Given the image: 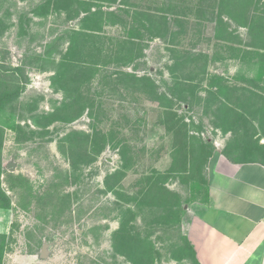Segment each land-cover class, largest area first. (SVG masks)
<instances>
[{
	"label": "rangeland",
	"instance_id": "1",
	"mask_svg": "<svg viewBox=\"0 0 264 264\" xmlns=\"http://www.w3.org/2000/svg\"><path fill=\"white\" fill-rule=\"evenodd\" d=\"M261 139L264 0H0V264L190 263L213 156Z\"/></svg>",
	"mask_w": 264,
	"mask_h": 264
},
{
	"label": "crops",
	"instance_id": "2",
	"mask_svg": "<svg viewBox=\"0 0 264 264\" xmlns=\"http://www.w3.org/2000/svg\"><path fill=\"white\" fill-rule=\"evenodd\" d=\"M257 150L213 156L204 196L181 219L194 254L186 264H264V157Z\"/></svg>",
	"mask_w": 264,
	"mask_h": 264
},
{
	"label": "trees",
	"instance_id": "3",
	"mask_svg": "<svg viewBox=\"0 0 264 264\" xmlns=\"http://www.w3.org/2000/svg\"><path fill=\"white\" fill-rule=\"evenodd\" d=\"M228 155V154H227ZM2 167H0V176H1V172H2V169H1ZM7 197H6V195H5V193H4V191L1 189V184H0V209L1 210H6V209H8L9 207H8V203L6 202V199ZM5 236H6V234H0V238L1 239H4L5 238ZM184 239V238H183ZM185 240V239H184ZM185 242L187 243V241L185 240ZM188 244V243H187ZM189 245V244H188ZM2 248V247H1ZM0 248V255L2 254V249ZM191 248V247H190ZM191 251H192V248H191ZM193 258H194V254H193V251H192V259H191V261H193ZM1 262V261H0ZM194 264H196V263H194Z\"/></svg>",
	"mask_w": 264,
	"mask_h": 264
},
{
	"label": "water",
	"instance_id": "4",
	"mask_svg": "<svg viewBox=\"0 0 264 264\" xmlns=\"http://www.w3.org/2000/svg\"><path fill=\"white\" fill-rule=\"evenodd\" d=\"M47 245L44 244L42 246V249H41V253H40V257L43 259V258H46L48 256V252H47Z\"/></svg>",
	"mask_w": 264,
	"mask_h": 264
}]
</instances>
